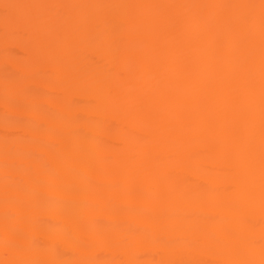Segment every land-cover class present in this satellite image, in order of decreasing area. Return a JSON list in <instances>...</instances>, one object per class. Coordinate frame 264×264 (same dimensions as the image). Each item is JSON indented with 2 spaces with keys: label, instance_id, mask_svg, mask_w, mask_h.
<instances>
[{
  "label": "bare ground",
  "instance_id": "bare-ground-1",
  "mask_svg": "<svg viewBox=\"0 0 264 264\" xmlns=\"http://www.w3.org/2000/svg\"><path fill=\"white\" fill-rule=\"evenodd\" d=\"M0 264H264V0H0Z\"/></svg>",
  "mask_w": 264,
  "mask_h": 264
}]
</instances>
